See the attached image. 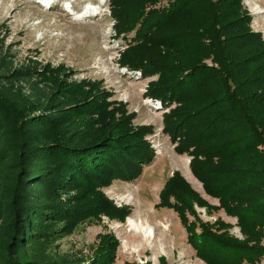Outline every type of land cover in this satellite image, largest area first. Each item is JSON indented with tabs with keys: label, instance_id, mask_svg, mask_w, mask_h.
<instances>
[{
	"label": "rangeland",
	"instance_id": "1",
	"mask_svg": "<svg viewBox=\"0 0 264 264\" xmlns=\"http://www.w3.org/2000/svg\"><path fill=\"white\" fill-rule=\"evenodd\" d=\"M243 5L252 16V28L264 39V0H244ZM115 25L112 0H0V97L10 99L21 112L20 120L26 119L20 132L18 117L15 126L6 129L0 118V171L17 162L20 133L31 143L47 136L67 137L74 144L112 133L136 144L145 140L154 150L152 162L143 166L138 178H114L99 192L91 186L93 174L71 182L54 179V193L30 185L32 195L44 192L62 209L47 224L36 220L38 238L28 251L43 261L82 264L108 260L106 252L115 254L113 264H207L189 242L188 225L199 234L201 224H209L221 239L244 242L247 235L238 217L209 195L193 174L191 155L176 151L165 123L176 104L166 106L149 95L159 73L145 75L121 63L135 31L118 35ZM201 62L212 65L211 59ZM41 114L50 125L35 124L39 120L34 117ZM214 165L235 166L230 159H215ZM177 172L190 189L185 198L191 209L183 211L186 220L175 206L176 198L171 196L168 205L162 202V191ZM13 183L8 181L9 190ZM103 196L125 216L103 211ZM257 231V244L264 246V227ZM244 264H264V256Z\"/></svg>",
	"mask_w": 264,
	"mask_h": 264
},
{
	"label": "trees",
	"instance_id": "2",
	"mask_svg": "<svg viewBox=\"0 0 264 264\" xmlns=\"http://www.w3.org/2000/svg\"><path fill=\"white\" fill-rule=\"evenodd\" d=\"M162 1L112 0L118 35L135 31L121 63L145 75L159 73L149 95L166 106L176 104L165 115L176 151L191 155L193 174L209 195L238 217L247 235L244 242L221 239L209 224L202 223L199 234L188 225L189 242L199 257L207 264L258 262L264 256V246L257 244V228L264 227L263 36L252 28L244 0H169L168 6L156 7ZM202 59H211L212 65ZM15 117L20 120L21 112L10 99L0 97L2 129L15 126ZM34 118L39 120L35 124L50 121L45 114ZM24 121L19 122L20 132ZM144 133L139 132L138 138ZM121 137L104 133L74 144L67 137L46 136L31 143L20 133L17 162L0 171V264H82L78 260L43 261L29 253L28 246L38 238L36 220L47 224L62 209L47 200L44 192L32 195L29 186L49 187L47 191L54 193V179L71 182L93 174L91 186L99 192L114 178H138L143 166L152 162L154 150L145 140L136 144ZM215 159L222 163L230 159L235 166L216 167ZM221 174L226 178L221 179ZM10 179H14L11 190ZM186 191L190 192L189 186L177 172L166 183L162 202L168 205L173 196L183 216L185 209H191ZM102 200L104 206H98L108 215L125 216L105 196ZM107 253L108 260L93 264H113L115 254Z\"/></svg>",
	"mask_w": 264,
	"mask_h": 264
},
{
	"label": "bare ground",
	"instance_id": "3",
	"mask_svg": "<svg viewBox=\"0 0 264 264\" xmlns=\"http://www.w3.org/2000/svg\"><path fill=\"white\" fill-rule=\"evenodd\" d=\"M52 3V2H51ZM48 8H51V6H49Z\"/></svg>",
	"mask_w": 264,
	"mask_h": 264
}]
</instances>
